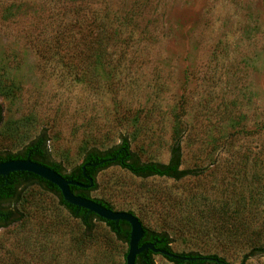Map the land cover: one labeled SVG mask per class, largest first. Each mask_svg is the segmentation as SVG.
I'll list each match as a JSON object with an SVG mask.
<instances>
[{
  "label": "rangeland",
  "instance_id": "1",
  "mask_svg": "<svg viewBox=\"0 0 264 264\" xmlns=\"http://www.w3.org/2000/svg\"><path fill=\"white\" fill-rule=\"evenodd\" d=\"M0 84V154L45 134L63 174L124 139L166 164L178 132L193 175L113 166L90 198L167 232L173 253L264 264L249 243L264 248V0H0ZM17 207L0 264H125L103 224L83 249L57 196L32 185Z\"/></svg>",
  "mask_w": 264,
  "mask_h": 264
},
{
  "label": "trees",
  "instance_id": "2",
  "mask_svg": "<svg viewBox=\"0 0 264 264\" xmlns=\"http://www.w3.org/2000/svg\"><path fill=\"white\" fill-rule=\"evenodd\" d=\"M9 88L0 84V92L3 94L8 91ZM6 96V95H4ZM178 117L176 118V121ZM2 121V109L0 106V123ZM175 121V122H176ZM181 125L182 122L179 120ZM176 138L174 140L173 145L170 148V156L169 160L166 164L141 162L130 150L129 142L124 139L118 145L110 147L106 150H98L91 149L89 150L81 164L75 167L67 174L62 173V168L59 164L51 161L49 152L47 149L48 138L45 134H40L33 138L22 151L11 154L9 152H4L0 154V163L8 162V161H18V160H30L31 162L38 163L44 165L56 173L63 176L64 179L68 181H73L80 185H88L89 182L87 178H91L93 180V187L89 189H83L78 187H70V191L73 195L79 196L82 198L93 200L94 202L102 205L103 207L112 210L114 212H122L116 211L113 207L103 200L91 199L89 194L96 189V177L103 170L116 166L120 169L126 171L130 175L140 178V179H148V178H166L174 181H180L188 176L193 175L191 170L182 169L183 164V153L181 148V138L178 132H175ZM28 156L30 158H18L19 156ZM85 167L84 173L87 178L84 177L82 168ZM35 185L58 197L60 205L69 213V215L77 220L82 227V234L80 237L79 243H81L82 248H89L92 244L96 243L95 233L98 231L97 226L99 224H103L109 233L112 236V239L115 242H119L128 246L129 237H130V227L127 223L118 221V222H109L104 221L94 214L89 213L84 209H79L77 207L71 206L65 203L60 195V192L55 186H52L48 182L38 178L34 175L28 173H12L7 177H0V229L9 227L19 221H21L22 216L20 218L17 216L18 205H21L23 193L26 188ZM131 213V212H127ZM133 214V213H131ZM141 223L144 235L142 240L140 241L139 246L145 244H153L155 249L166 251L169 253H173L171 250L172 240L169 237V234L165 231H154L146 228L143 223L138 219ZM233 236L235 234L236 239H241V237L247 232L245 229V224L242 223L240 226H235L232 228ZM250 238V237H249ZM251 239V238H250ZM251 243V252L250 255H260L264 254V248L260 246H255L256 242L252 241ZM127 254V253H126ZM124 255V260L126 257ZM180 257H185L188 259H194V261H177L172 260L167 257L161 256L159 254L155 255L151 251L143 252L137 256L135 264H154L153 258L155 256H161L163 259L168 261L171 264H226L223 259H220L216 256H201L195 253L190 254H176ZM201 257L212 258L214 260H218L219 262L214 261H200L198 260ZM99 264V263H98ZM109 264V263H102Z\"/></svg>",
  "mask_w": 264,
  "mask_h": 264
},
{
  "label": "water",
  "instance_id": "3",
  "mask_svg": "<svg viewBox=\"0 0 264 264\" xmlns=\"http://www.w3.org/2000/svg\"><path fill=\"white\" fill-rule=\"evenodd\" d=\"M84 169L85 167L82 168L83 175L85 178H87L84 173ZM12 173H28L38 178H41L42 180L48 182L49 184L55 186L58 189L61 198L65 203L77 207L79 209H84L104 221H122L127 223L130 227V237L128 242V251L125 257V264H135L137 256L147 251H151L155 255L159 254L172 260L182 262L194 261V259H188L185 257H180L173 253L157 250L155 249L153 244H145L139 246L140 241L142 240L144 235V230L137 217L127 212H114L94 202L93 200L75 196L71 193V186L83 189L92 188L94 183L91 178H87V181L89 182L88 185H80L73 181H68L64 179L62 175L56 173L48 167L31 162L30 160H18L0 163V177L4 178ZM198 260L214 261L217 263L219 262L218 260H214L212 258L207 257H201Z\"/></svg>",
  "mask_w": 264,
  "mask_h": 264
},
{
  "label": "flooded vegetation",
  "instance_id": "4",
  "mask_svg": "<svg viewBox=\"0 0 264 264\" xmlns=\"http://www.w3.org/2000/svg\"><path fill=\"white\" fill-rule=\"evenodd\" d=\"M18 158H30V157H29V155H28V156H23V155H21V156H19Z\"/></svg>",
  "mask_w": 264,
  "mask_h": 264
}]
</instances>
